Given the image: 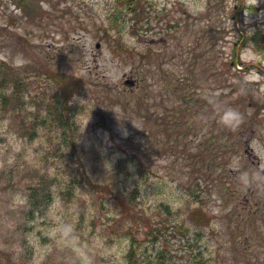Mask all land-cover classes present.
I'll return each mask as SVG.
<instances>
[{
	"label": "rangeland",
	"instance_id": "rangeland-1",
	"mask_svg": "<svg viewBox=\"0 0 264 264\" xmlns=\"http://www.w3.org/2000/svg\"><path fill=\"white\" fill-rule=\"evenodd\" d=\"M144 8L0 0V63L27 104L0 103V264H128L132 233L150 264L148 222L171 264H264V0ZM56 91L76 123L61 153L34 129Z\"/></svg>",
	"mask_w": 264,
	"mask_h": 264
},
{
	"label": "trees",
	"instance_id": "trees-1",
	"mask_svg": "<svg viewBox=\"0 0 264 264\" xmlns=\"http://www.w3.org/2000/svg\"><path fill=\"white\" fill-rule=\"evenodd\" d=\"M120 3L127 6V8L131 12H137L138 10L141 12L144 10V6L147 3V0H119ZM136 29V28H135ZM134 29V30H135ZM262 32L258 31L252 36L250 39H253V43H256L257 46L262 44ZM5 65L0 63V103L6 107V111L22 110L26 108L27 104L24 101H21V94L19 92V86L13 87L9 90V87L13 86L10 84V80L6 75ZM71 104L69 103V99L65 93L62 94L59 91H56L50 99V103L47 107L46 114L43 113L42 108L39 106V115L41 120L34 119L35 126L34 129L37 128V124L39 126H43L44 128L49 124L48 134H50V141L55 143V150L59 153L68 151L70 149L69 142L73 143L74 133H75V113H72ZM32 119V118H30ZM31 121V120H30ZM38 133V132H37ZM36 133V134H37ZM59 133L58 136L55 134ZM35 134V135H36ZM34 135V136H35ZM142 168L138 167L132 173V175H142ZM89 183H92L88 177H86ZM98 185H101L98 183ZM134 188H132V184H128L124 187V189H119L115 194L117 201L122 203L123 207L126 209H137V197L142 195L141 185L136 182L134 184ZM37 190V189H36ZM40 191L37 190L36 194H39ZM200 195L197 193L195 197L198 198ZM198 201V200H195ZM202 203V199L200 200ZM169 212H171V207L167 204L163 205ZM202 208V205L200 206ZM194 214V212H193ZM157 226L153 225L151 222L146 223L145 228L146 232L150 235V239L152 240L151 249L147 250L146 253V261L150 264H171L170 253L167 245L155 247V243H157L160 239V234L158 233ZM148 245V244H147ZM140 244L138 238L134 233L131 234V244L129 246V250L127 253L128 264H139L137 259V251L139 252ZM188 264H204L202 260H195L192 263Z\"/></svg>",
	"mask_w": 264,
	"mask_h": 264
}]
</instances>
